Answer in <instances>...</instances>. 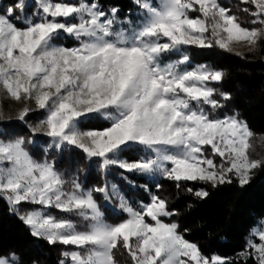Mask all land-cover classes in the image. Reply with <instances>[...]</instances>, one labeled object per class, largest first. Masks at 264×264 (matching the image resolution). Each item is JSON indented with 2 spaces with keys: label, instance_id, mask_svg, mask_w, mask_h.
Returning <instances> with one entry per match:
<instances>
[{
  "label": "snow or ice",
  "instance_id": "obj_1",
  "mask_svg": "<svg viewBox=\"0 0 264 264\" xmlns=\"http://www.w3.org/2000/svg\"><path fill=\"white\" fill-rule=\"evenodd\" d=\"M131 2L121 14L101 0H0V123L30 133L0 132V200L33 238L64 246L58 264H264V220L238 260L206 256L157 194L166 180L205 199L188 182L243 188L264 172V134L228 111L225 72L193 62L201 50L264 49V0ZM76 153L100 184L81 181ZM66 158L73 167L59 166ZM0 264L25 261L0 251Z\"/></svg>",
  "mask_w": 264,
  "mask_h": 264
},
{
  "label": "trees",
  "instance_id": "obj_2",
  "mask_svg": "<svg viewBox=\"0 0 264 264\" xmlns=\"http://www.w3.org/2000/svg\"><path fill=\"white\" fill-rule=\"evenodd\" d=\"M101 3L106 8L118 6L121 14L135 10L131 0H101ZM246 55L247 59H241L219 49L201 50L193 54V62L209 63L225 72L220 90L232 96L228 111H238L240 118L246 120L254 132L264 134V49L254 55ZM4 127L8 130L5 132L8 136L27 138L30 135L28 129L18 121L5 123ZM36 140L43 141L44 138L36 137ZM27 147L37 158L42 156L38 145L30 144ZM71 159L79 162L82 169L80 179L85 186L101 183L98 173L89 168L82 156L76 153ZM59 166L69 168L74 165L66 158ZM120 183L134 200L148 201L149 197L143 190H132L123 185V181ZM139 183H144V180H139ZM161 183L163 187L157 194L166 197L169 207L178 213L171 218L172 222L178 223L182 231L187 230L184 231L185 238L196 243L206 256L215 254L238 260L237 253L244 249L251 228L264 220V172H258L251 183L243 188L235 183L213 188L211 185L188 182V187L194 190L205 188L209 192L205 199L196 198L184 188L177 189L169 181ZM151 190L156 191L155 188ZM62 247H49L45 242L33 238L28 228L0 200V251L17 252L25 264H30L32 260H38L40 264H58L59 249ZM248 264L253 262L249 261Z\"/></svg>",
  "mask_w": 264,
  "mask_h": 264
},
{
  "label": "rangeland",
  "instance_id": "obj_3",
  "mask_svg": "<svg viewBox=\"0 0 264 264\" xmlns=\"http://www.w3.org/2000/svg\"><path fill=\"white\" fill-rule=\"evenodd\" d=\"M65 2H74V0H65ZM221 2L222 3H225L226 2V0H221ZM230 2H231V4H233V5H236L238 2H239V0H230ZM240 7L242 8V7H249V6H247V5H240ZM136 10V9H135ZM134 10V11H135ZM233 10H235L236 11V13H238L239 15H242V18H244V19H249V17L247 16V14L246 13H244V12H242V11H237V9L235 8V7H233ZM133 11V12H134ZM64 43L67 45V46H71L72 44H73V41H71L70 39L69 40H66V41H64ZM8 103H12L11 101H8ZM34 116L35 115H38V114H33ZM15 116V113L13 112V117ZM13 121H16L15 119H13ZM4 124L5 123H0V132H3V133H5L6 131H8V130H6V128L4 127ZM39 142V141H38ZM34 145H38L39 147H41V145H40V143H36V144H34ZM257 152H259V153H261L262 155H264V144H260L259 143V141H257ZM258 242V241H257ZM64 247V246H63ZM129 264H130V262H129Z\"/></svg>",
  "mask_w": 264,
  "mask_h": 264
}]
</instances>
